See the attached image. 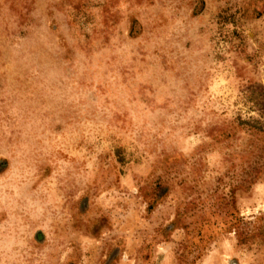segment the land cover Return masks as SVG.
Instances as JSON below:
<instances>
[{"label":"rangeland","instance_id":"rangeland-1","mask_svg":"<svg viewBox=\"0 0 264 264\" xmlns=\"http://www.w3.org/2000/svg\"><path fill=\"white\" fill-rule=\"evenodd\" d=\"M0 264H264V0H0Z\"/></svg>","mask_w":264,"mask_h":264}]
</instances>
